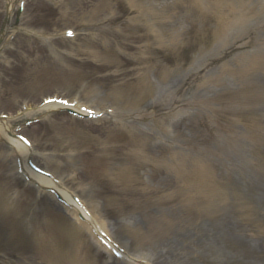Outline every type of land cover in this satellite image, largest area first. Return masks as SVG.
Here are the masks:
<instances>
[{"label": "rangeland", "instance_id": "obj_1", "mask_svg": "<svg viewBox=\"0 0 264 264\" xmlns=\"http://www.w3.org/2000/svg\"><path fill=\"white\" fill-rule=\"evenodd\" d=\"M233 201L234 199L231 198L230 202ZM211 205L212 204L210 202H206L202 205L204 223L213 222L222 208L229 207V190L228 195L223 197L221 202L212 207ZM235 220L237 221L238 225H236L237 231L235 233L236 244L232 251L233 253H236L239 258H242L245 255H248L249 245L255 242L264 243V225H260L256 219L252 221L247 220L246 216L241 214H238ZM42 226L44 225H33L34 230L31 234H33L35 237H38V231ZM123 226L125 225H118V227H116L117 236L131 244L132 249L139 251L138 253H150L149 251L152 246L171 238L172 233L179 225H158V229L154 228L155 225H146V227L143 229L146 238L140 243H134L135 239L133 234L135 233V230L130 228L126 231H123L121 229ZM48 231L50 232L48 234L50 238H44L45 244L34 241L37 248H33L34 250L31 252L28 250V248H32L31 243L26 244V242L23 240L18 241L22 245L13 246H25L24 250L17 248L16 251H6L5 249L1 248V264H46L49 262L51 264H94V262L90 261L89 258L85 262L80 263V257L75 250L76 247H79V245L71 237L70 240L65 237L64 239L60 238V233L57 232L52 227V225H48ZM83 249L88 253L89 257L91 255L95 257V252L91 247H89V245L88 248L84 247ZM211 257L216 259L217 254L213 253ZM214 262L215 264H219L218 260H215Z\"/></svg>", "mask_w": 264, "mask_h": 264}, {"label": "bare ground", "instance_id": "obj_2", "mask_svg": "<svg viewBox=\"0 0 264 264\" xmlns=\"http://www.w3.org/2000/svg\"><path fill=\"white\" fill-rule=\"evenodd\" d=\"M236 225H196L192 231H180L172 239L156 246L153 250L154 258L151 259L155 264H197L192 261L190 251L193 250L194 256L200 261L205 262V252L213 253L215 246L223 244L227 247L233 246L236 242ZM228 250V249H227ZM251 257L238 260L233 252H224L225 258L221 264H236L237 262H248V264H264V247L260 242H255L249 247ZM218 252V250H216ZM258 256V257H257Z\"/></svg>", "mask_w": 264, "mask_h": 264}, {"label": "snow or ice", "instance_id": "obj_3", "mask_svg": "<svg viewBox=\"0 0 264 264\" xmlns=\"http://www.w3.org/2000/svg\"><path fill=\"white\" fill-rule=\"evenodd\" d=\"M60 103H63V104H66L67 102L66 101H59Z\"/></svg>", "mask_w": 264, "mask_h": 264}]
</instances>
